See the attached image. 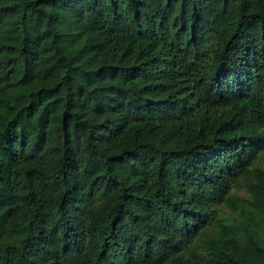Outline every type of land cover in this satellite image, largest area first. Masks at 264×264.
Here are the masks:
<instances>
[{"label":"trees","instance_id":"16d2710c","mask_svg":"<svg viewBox=\"0 0 264 264\" xmlns=\"http://www.w3.org/2000/svg\"><path fill=\"white\" fill-rule=\"evenodd\" d=\"M262 154L264 0H0V264H264Z\"/></svg>","mask_w":264,"mask_h":264},{"label":"rangeland","instance_id":"374dc122","mask_svg":"<svg viewBox=\"0 0 264 264\" xmlns=\"http://www.w3.org/2000/svg\"><path fill=\"white\" fill-rule=\"evenodd\" d=\"M257 166L264 168V154H262L257 162ZM239 194V192H237ZM261 243L264 245V231L261 236Z\"/></svg>","mask_w":264,"mask_h":264}]
</instances>
